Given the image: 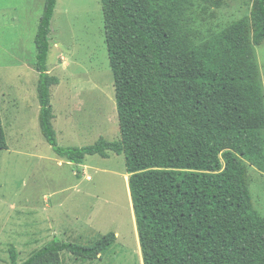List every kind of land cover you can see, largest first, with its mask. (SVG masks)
<instances>
[{"label": "trees", "instance_id": "16d2710c", "mask_svg": "<svg viewBox=\"0 0 264 264\" xmlns=\"http://www.w3.org/2000/svg\"><path fill=\"white\" fill-rule=\"evenodd\" d=\"M225 0H101L120 138L62 146L53 124L50 34L57 0H45L36 36L40 128L77 167L88 155L125 156L144 264H264V215L247 162L264 172V91L255 48L264 42V0L249 17L203 35L196 3ZM0 109V155L8 149ZM77 174L80 169L77 168ZM117 240L90 245L54 238L19 262L92 261ZM2 264V263H0Z\"/></svg>", "mask_w": 264, "mask_h": 264}, {"label": "rangeland", "instance_id": "374dc122", "mask_svg": "<svg viewBox=\"0 0 264 264\" xmlns=\"http://www.w3.org/2000/svg\"><path fill=\"white\" fill-rule=\"evenodd\" d=\"M253 0L196 3L190 22L203 35L250 16ZM45 0H0V109L9 148L0 155V263L18 261L54 238L90 245L117 240L92 261L65 251V264H144L124 155H88L78 167L60 157L40 128L35 36ZM53 124L62 146L120 138L114 76L101 0H57L50 34ZM264 91V42L256 46ZM249 188L264 215V172L247 162ZM77 168L80 173L77 174Z\"/></svg>", "mask_w": 264, "mask_h": 264}, {"label": "crops", "instance_id": "0c3cea01", "mask_svg": "<svg viewBox=\"0 0 264 264\" xmlns=\"http://www.w3.org/2000/svg\"><path fill=\"white\" fill-rule=\"evenodd\" d=\"M129 178V177H128ZM139 242H140V240H139Z\"/></svg>", "mask_w": 264, "mask_h": 264}]
</instances>
